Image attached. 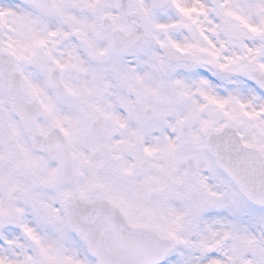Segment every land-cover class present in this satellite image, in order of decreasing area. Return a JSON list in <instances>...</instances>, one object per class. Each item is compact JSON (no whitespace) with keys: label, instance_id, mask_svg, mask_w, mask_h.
Wrapping results in <instances>:
<instances>
[{"label":"snow or ice","instance_id":"obj_1","mask_svg":"<svg viewBox=\"0 0 264 264\" xmlns=\"http://www.w3.org/2000/svg\"><path fill=\"white\" fill-rule=\"evenodd\" d=\"M0 264H264V0H0Z\"/></svg>","mask_w":264,"mask_h":264}]
</instances>
